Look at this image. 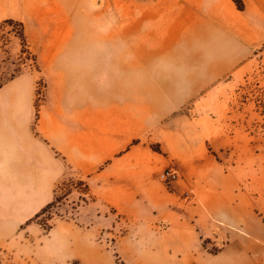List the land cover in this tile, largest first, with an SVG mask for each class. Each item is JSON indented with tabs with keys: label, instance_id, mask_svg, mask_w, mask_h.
Wrapping results in <instances>:
<instances>
[{
	"label": "crops",
	"instance_id": "0c3cea01",
	"mask_svg": "<svg viewBox=\"0 0 264 264\" xmlns=\"http://www.w3.org/2000/svg\"><path fill=\"white\" fill-rule=\"evenodd\" d=\"M239 1L242 9L235 0H111L110 35L104 34L110 45L100 52L110 55L108 79L113 87H144L142 97H98V90L87 97V83L79 81L78 97H44L36 110L35 76L0 88V253L37 228L34 218L53 200L66 162L117 213L179 207V196L193 190L195 205L182 207L200 216L205 239L214 235L210 240L222 246L216 253L179 250L190 249L198 231L169 214L159 223L171 238L166 261L264 264L262 223L184 112L234 81L264 46V0ZM5 3L0 0V24L23 25L7 15ZM168 169L179 172L168 183L173 194L158 181Z\"/></svg>",
	"mask_w": 264,
	"mask_h": 264
},
{
	"label": "rangeland",
	"instance_id": "374dc122",
	"mask_svg": "<svg viewBox=\"0 0 264 264\" xmlns=\"http://www.w3.org/2000/svg\"><path fill=\"white\" fill-rule=\"evenodd\" d=\"M5 1L7 15L22 20L25 37L13 26L0 33V84L31 74L37 97H78L79 81L87 83V97L97 90L98 97L146 93L144 87H113L108 79L110 55L100 52L110 45L104 34L111 24L106 20L112 14L111 0ZM227 82L191 102L184 112L205 132L210 151L236 178L264 229V46ZM147 89L152 97L151 87ZM60 183L51 209L34 219L37 228L23 232L19 245L0 253V264H183L175 258L166 261L170 255L164 250L172 248L167 246L171 238L162 231L165 227L159 228L173 213L198 231L197 242L190 249L182 244L179 250L216 253L222 246L210 240L214 235L205 239L197 224L200 216L182 207L195 205L191 189L179 196L184 204L179 207L117 213L90 193L85 178L72 169L65 170ZM162 184L170 194L175 192Z\"/></svg>",
	"mask_w": 264,
	"mask_h": 264
},
{
	"label": "trees",
	"instance_id": "16d2710c",
	"mask_svg": "<svg viewBox=\"0 0 264 264\" xmlns=\"http://www.w3.org/2000/svg\"><path fill=\"white\" fill-rule=\"evenodd\" d=\"M235 3H236V5L238 6V8L239 9H242V5H241V3H240V1L239 0H235ZM7 26H13V27H18L19 29H20V37L23 39L24 37H25V35H24V32H23V25L21 24V23H18V22H14V21H12V20H6V21H4V22H2L1 24H0V33L3 31V29L5 28V27H7ZM257 54V53H256ZM256 54H255V56H256ZM15 78V76L14 77H11L10 79H8L7 80V82H9V81H11V80H13ZM7 82H2L1 84H0V88H2V86L3 85H5ZM37 83H35V86H34V108L37 110V108L39 107L38 105H41L42 104V102H43V99H44V97H37L38 95H40V93H38V87H37V85H36ZM40 98V100H39V103H37V101H38V99ZM36 122V119L34 120V123ZM33 130H34V128H33ZM64 164H65V167H66V169H72L68 164H66V162H63ZM65 177V174H64V176L62 177V179ZM61 179V180H62ZM61 180L57 183V185H56V187H55V190H54V198H53V200L50 202V203H48L46 206H44L41 210H40V212L38 213V215L34 218V219H36V218H39L41 215H43L44 213H46V212H48L50 209H51V207L53 206V204H54V202L56 201V193H57V191L59 190V187H60V182H61ZM84 184V186H85V188H87V185H86V183H83Z\"/></svg>",
	"mask_w": 264,
	"mask_h": 264
},
{
	"label": "built area",
	"instance_id": "2783aa9c",
	"mask_svg": "<svg viewBox=\"0 0 264 264\" xmlns=\"http://www.w3.org/2000/svg\"><path fill=\"white\" fill-rule=\"evenodd\" d=\"M178 178H179V173L176 170H171V169L165 170L158 177L159 181L162 183L174 182Z\"/></svg>",
	"mask_w": 264,
	"mask_h": 264
}]
</instances>
